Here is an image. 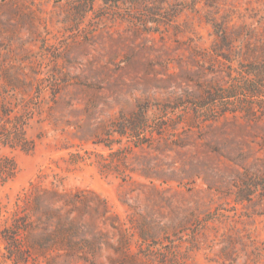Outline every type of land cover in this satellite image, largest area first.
Segmentation results:
<instances>
[{
    "label": "rangeland",
    "instance_id": "obj_1",
    "mask_svg": "<svg viewBox=\"0 0 264 264\" xmlns=\"http://www.w3.org/2000/svg\"><path fill=\"white\" fill-rule=\"evenodd\" d=\"M0 264H264V0H0Z\"/></svg>",
    "mask_w": 264,
    "mask_h": 264
},
{
    "label": "trees",
    "instance_id": "obj_2",
    "mask_svg": "<svg viewBox=\"0 0 264 264\" xmlns=\"http://www.w3.org/2000/svg\"><path fill=\"white\" fill-rule=\"evenodd\" d=\"M259 88L260 83L258 80H255L254 83L251 84V86H247L246 91H248L252 95H256L259 91ZM208 95V98L200 100L201 103H198L199 107H205V105L209 103H212V105L214 103H217L223 98L224 93L221 90L210 89ZM130 120L132 121L130 122V124L128 120V125L122 126V135H139V133L146 128V123H148L149 121L147 117V108H139L134 117ZM13 129L14 127L8 131L5 139H9L11 135L10 133H12L13 135L17 134V130L13 131ZM55 195L58 194H56V192L46 191L40 193V195H32L30 193L28 196H26V199H24V203L28 207V212L35 215L36 224L40 227L41 233L33 234V228H27L25 230V233L30 234V236L28 237L30 250L34 249L39 253H42L43 251H47L48 249L63 248L67 252L72 254L80 245L78 237H82L85 235V228H87V226L82 221L79 222L78 219L71 218L69 214L64 215L60 209L53 207L49 199H52V197L54 198ZM63 196L66 195L63 194ZM65 201L67 203H70L68 197L65 198ZM16 228L22 230V226L20 228V221L16 222ZM29 232H31L32 234ZM3 238L4 241H6L8 244V249H12L10 255L15 253V249H17L18 246L16 242L13 241V238H10V236L8 235ZM82 242L84 243V246L83 243L82 246L83 248H85V239L82 240ZM10 251L11 250H8V252ZM10 260L13 261L12 259Z\"/></svg>",
    "mask_w": 264,
    "mask_h": 264
}]
</instances>
